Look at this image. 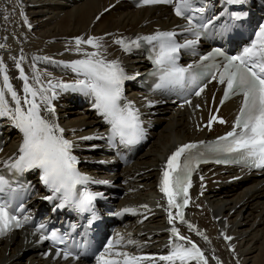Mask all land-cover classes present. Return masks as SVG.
Masks as SVG:
<instances>
[{"label": "snow or ice", "instance_id": "obj_1", "mask_svg": "<svg viewBox=\"0 0 264 264\" xmlns=\"http://www.w3.org/2000/svg\"><path fill=\"white\" fill-rule=\"evenodd\" d=\"M225 4L242 3L243 0H223ZM142 5L168 4L174 7V13L187 21L186 31L200 35V29L207 28L213 23L211 19L202 24H195V13H203V6L197 7L201 0H140ZM224 13L222 12L221 15ZM240 19L239 15L233 16ZM7 19V17H5ZM175 31L157 30L154 34L137 36L134 39L120 38L114 43L121 45L125 52L140 48L143 44L150 45V59L154 70L151 75L158 77L154 90L169 92L185 87L190 82L195 89L194 94L200 96L207 83L216 81L224 86L220 104L235 96H241L238 113L231 125V130L215 141L193 142L183 144L168 157L162 166L159 190L167 199L168 223L170 228L169 254L158 258L141 257L128 252L114 250L121 244L123 237L115 242L109 240L104 252L96 255L98 264H142L145 259H158L165 264H208L204 252L188 237L181 235L174 221L187 224L189 230L208 238L197 230L194 225L185 220L184 209L189 204L188 189L191 187V176L201 163L209 162L208 157H216L215 163H243L249 167L264 169V23L258 26L255 38L237 55H228L221 49H214L207 55L201 56V61H211L208 64L197 65L199 73H193V65L187 67L178 63L181 49L192 48L196 40H185L179 43ZM74 51L83 58L69 62L51 61L50 57L34 56L33 60L51 61L62 64L75 73L72 81L41 80V74L34 72L31 81L22 67L24 56L16 60L15 67L19 70V79L23 83V95L19 94L7 74L3 61L0 60V118L7 117L13 126L19 130L22 139L16 154L3 161L8 174H23L39 170L41 182L52 193L45 199H59L58 206H72L80 212H94V200L97 194L87 189L89 183H107L93 181L91 177L81 173L77 167L79 160L73 154L74 143L64 135V128L56 119V108L53 104L60 93L66 91L80 92L91 96L93 107L110 125L107 139L113 144L117 138L122 144H135L143 137L140 112L131 101L124 100L125 81L135 77L127 75L118 59L108 60L104 53L102 37H76ZM83 45H89L95 51H85ZM3 47V45H0ZM15 59V58H13ZM35 68V65H33ZM10 97V101H9ZM191 104L190 100L185 101ZM198 107V105H197ZM218 111V109H217ZM47 113L48 115H44ZM216 122L225 124L222 118L215 115L209 119L207 127L211 130ZM102 136L82 137L81 139H102ZM223 157V158H221ZM0 172V236L6 235L14 228L23 227V222L15 214V209L6 194L16 191L15 183L9 175ZM203 179V177H201ZM79 186V188H78ZM149 210L147 205L142 206ZM22 209V205L20 206ZM175 209V213H173ZM135 212L133 208H125L122 215ZM27 219V217H25ZM44 228V225H40ZM42 239H51L54 244H63L65 240L52 232ZM230 240L231 237L225 236ZM128 243H134L129 240ZM63 255L64 259H78L69 249H57L56 256ZM108 254L109 258H106Z\"/></svg>", "mask_w": 264, "mask_h": 264}, {"label": "bare ground", "instance_id": "obj_2", "mask_svg": "<svg viewBox=\"0 0 264 264\" xmlns=\"http://www.w3.org/2000/svg\"><path fill=\"white\" fill-rule=\"evenodd\" d=\"M61 1L0 0V45H3L0 47V60L6 67L10 83L21 95L24 82L19 79L15 63L22 55L25 58L22 67L30 81L34 72H39L41 80L45 82L49 79L72 81L76 77L70 74L68 68L51 61L66 62L81 58L82 55L74 51V38L102 37L101 51L108 60H113L118 59L122 52L118 49L119 44L114 43L116 39L145 36L172 23L160 17V14H167L161 7L130 8L124 0H73L69 4ZM83 48L85 51H95L89 45H83ZM34 56H47L51 61L33 60ZM195 101L199 107L194 105L191 112L184 108L171 110L167 103L151 108L149 118L157 123L153 128V138L130 166L115 173L116 181L136 189L133 195L123 196L122 202L130 199L133 205L138 206V202H146L145 199L159 194L156 206L150 208L144 224L141 225L139 221L143 211L129 219L132 227L145 230L141 237L148 235L152 243L155 238L165 236L172 227L165 210L166 197L158 185L165 155L176 143L208 135L213 130L218 132L223 127L222 124L213 125L211 130L200 128L208 100L202 94ZM62 102L61 94L53 100L56 119L64 128V135L68 133L65 137L75 143L77 139L85 137L95 118L83 108H61ZM231 108L232 103L226 102L219 113L229 119ZM13 141L10 137L9 144ZM213 170L210 168L205 175L195 176L189 189L190 204L184 212L185 220L208 239L189 230L187 224L178 220L174 221L175 226L181 235L214 253H208V264H264V175L227 171L215 173ZM216 184H219L218 188H215ZM172 211L175 213L176 210ZM225 236L231 239H225ZM161 242L159 240L157 244ZM19 249H22V244L18 241L1 242L0 264H25L23 260L28 253L27 264H51L36 258L30 251L21 258L20 255L29 249L15 255ZM161 251L162 254L166 252L165 249Z\"/></svg>", "mask_w": 264, "mask_h": 264}, {"label": "rangeland", "instance_id": "obj_3", "mask_svg": "<svg viewBox=\"0 0 264 264\" xmlns=\"http://www.w3.org/2000/svg\"><path fill=\"white\" fill-rule=\"evenodd\" d=\"M67 7H69V6H67ZM58 13H60V12H58ZM161 116V115H160Z\"/></svg>", "mask_w": 264, "mask_h": 264}]
</instances>
